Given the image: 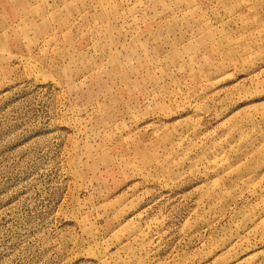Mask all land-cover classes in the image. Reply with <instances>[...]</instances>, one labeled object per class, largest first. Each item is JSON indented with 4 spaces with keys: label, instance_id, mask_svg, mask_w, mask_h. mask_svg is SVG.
I'll use <instances>...</instances> for the list:
<instances>
[{
    "label": "rangeland",
    "instance_id": "1",
    "mask_svg": "<svg viewBox=\"0 0 264 264\" xmlns=\"http://www.w3.org/2000/svg\"><path fill=\"white\" fill-rule=\"evenodd\" d=\"M0 264H264V0H0Z\"/></svg>",
    "mask_w": 264,
    "mask_h": 264
}]
</instances>
